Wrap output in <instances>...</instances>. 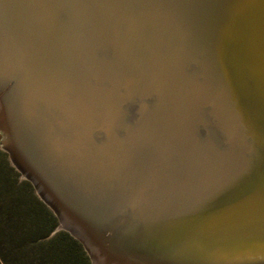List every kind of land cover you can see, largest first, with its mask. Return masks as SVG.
<instances>
[{"label": "water", "instance_id": "95a60500", "mask_svg": "<svg viewBox=\"0 0 264 264\" xmlns=\"http://www.w3.org/2000/svg\"><path fill=\"white\" fill-rule=\"evenodd\" d=\"M0 150L89 264H264V0H0Z\"/></svg>", "mask_w": 264, "mask_h": 264}, {"label": "trees", "instance_id": "16d2710c", "mask_svg": "<svg viewBox=\"0 0 264 264\" xmlns=\"http://www.w3.org/2000/svg\"><path fill=\"white\" fill-rule=\"evenodd\" d=\"M57 224L0 150V264H89L82 245L68 232L50 236Z\"/></svg>", "mask_w": 264, "mask_h": 264}]
</instances>
